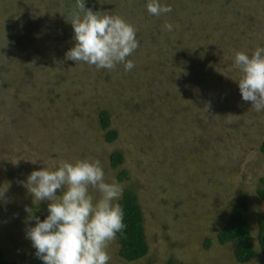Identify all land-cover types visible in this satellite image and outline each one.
I'll use <instances>...</instances> for the list:
<instances>
[{
	"label": "rangeland",
	"instance_id": "1",
	"mask_svg": "<svg viewBox=\"0 0 264 264\" xmlns=\"http://www.w3.org/2000/svg\"><path fill=\"white\" fill-rule=\"evenodd\" d=\"M147 3L85 0L94 12L135 27L139 47L128 57L135 67L125 72L123 65L98 70L66 59L75 41L65 16L75 0H0L5 260L28 264L33 251L26 232L35 220L26 208L36 217L48 213L50 201H33L24 186L31 172L87 159L99 160L106 182L133 187L144 217L147 256L126 262L114 240L108 264H240L233 243L220 245L215 236L239 199L248 206L243 217L253 236L264 215L256 194L264 179V111L242 100L241 73L233 67L237 52L264 47V0H159L172 8L160 16L149 14ZM224 35L229 42L221 43ZM101 110L117 133L112 143L103 139ZM112 152L123 156L117 169L109 166ZM119 170L127 173L121 182ZM262 262L259 254L245 264Z\"/></svg>",
	"mask_w": 264,
	"mask_h": 264
},
{
	"label": "clouds",
	"instance_id": "2",
	"mask_svg": "<svg viewBox=\"0 0 264 264\" xmlns=\"http://www.w3.org/2000/svg\"><path fill=\"white\" fill-rule=\"evenodd\" d=\"M149 14L160 16L172 8L159 0H148ZM66 22L74 30V46L66 59L86 63L96 69L115 70L123 65L131 71L135 64L128 57L139 47L135 27L119 15H106L85 6V0H75ZM171 24L165 29L172 30ZM233 67L241 73L238 86L245 102L257 113L264 111V47H256L251 55L237 52ZM24 186L33 201H50L48 215L41 221L26 208L35 226L26 236L43 264H108L107 248L122 232L124 210L118 201L123 189L116 181L106 182L99 160L63 161L55 170L32 171ZM90 190L99 194L94 199ZM0 191V197L4 195ZM60 191L62 194L57 195Z\"/></svg>",
	"mask_w": 264,
	"mask_h": 264
},
{
	"label": "trees",
	"instance_id": "3",
	"mask_svg": "<svg viewBox=\"0 0 264 264\" xmlns=\"http://www.w3.org/2000/svg\"><path fill=\"white\" fill-rule=\"evenodd\" d=\"M225 33V32H224ZM222 42H229V39L224 35ZM204 40V37H203ZM210 40L209 38L207 41ZM195 52L191 57L196 58ZM129 59V58H128ZM204 117L210 120V115L204 113ZM98 124L104 131L103 139L107 143H112L117 138V133L111 128L110 118L106 111L101 110L98 113ZM259 151L264 156V134L259 145ZM109 166L117 169L123 163V156L119 152L109 154ZM127 178L125 170H119L116 179L121 182ZM261 186L256 189L258 198L264 201V179H260ZM124 210V223L126 225L122 232L117 233V256L126 262H137L144 259L149 251V246L145 236L143 226V213L138 204L136 193L133 187L127 186L123 188L122 198L118 201ZM248 213V206L241 199L232 206L229 211V216L224 226L216 233L215 239L220 245L233 243V257L236 262L245 264L250 260L257 258L260 254L263 257L264 264V215L256 219V233L253 236L249 224L245 221L244 215ZM39 216L43 221L47 215ZM209 245V240L206 241V246ZM258 249V252L256 249ZM33 254L28 260V264H43V261L36 256V249L32 246ZM0 264H16L5 260L0 253ZM142 264H153L150 261ZM165 264H177L174 260L169 259Z\"/></svg>",
	"mask_w": 264,
	"mask_h": 264
}]
</instances>
